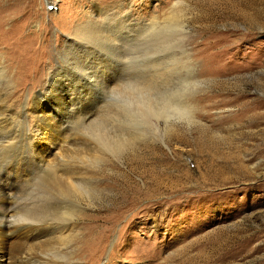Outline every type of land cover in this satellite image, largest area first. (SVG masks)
<instances>
[{
    "label": "rangeland",
    "instance_id": "1",
    "mask_svg": "<svg viewBox=\"0 0 264 264\" xmlns=\"http://www.w3.org/2000/svg\"><path fill=\"white\" fill-rule=\"evenodd\" d=\"M0 115L15 264H264V0H0Z\"/></svg>",
    "mask_w": 264,
    "mask_h": 264
},
{
    "label": "bare ground",
    "instance_id": "2",
    "mask_svg": "<svg viewBox=\"0 0 264 264\" xmlns=\"http://www.w3.org/2000/svg\"><path fill=\"white\" fill-rule=\"evenodd\" d=\"M100 12V10H97V15ZM88 17V16H87ZM97 19L94 17H88L86 19V22L84 24L89 25L93 22H96ZM84 27V26H82ZM80 27V28H82ZM80 28H77L75 30V33H77V31L81 30ZM86 29V28H85ZM81 32V31H80ZM151 81V80H149ZM154 81V80H152ZM136 82H142V81H136ZM146 82V81H145ZM140 87V86H139ZM142 88V86H141ZM135 89V88H134ZM144 90V89H143ZM134 91V90H133ZM138 92V91H137ZM135 90V94L137 93ZM143 93V92H142ZM140 94V93H139ZM144 95V94H143ZM151 96V95H150ZM149 97V96H148ZM150 98V97H149ZM151 99V98H150ZM141 100V99H140ZM140 104V103H139ZM150 104V103H149ZM141 105V104H140ZM143 106V105H142ZM144 108L147 109V107L144 106ZM149 108V107H148ZM137 110V109H136ZM33 114H37L39 118H43V122H46L50 117L48 114H45L43 112V110L38 106V102H34L33 104ZM141 113V112H140ZM141 115V114H140ZM0 117H4L1 116ZM58 122V121H57ZM56 122V120L53 119L52 124L51 125H43L45 128L47 127L50 131H53L54 129L58 128V123ZM6 127V126H5ZM44 127H40V133L39 135H41L46 142L50 145V144H54L55 139L60 135H58L55 137H52V135L50 134H45V129ZM48 133V132H47ZM6 134V133H5ZM38 134V133H37ZM31 137V135H30ZM13 139V138H12ZM8 137L7 141L2 143L0 142V144H4V147L8 146L10 143H12L9 140H12ZM14 141V139H13ZM31 142V140H30ZM99 143V142H98ZM104 143V142H103ZM53 146V145H52ZM102 147V146H101ZM6 149V148H5ZM45 162V159L43 157V159H41L39 162L42 163ZM43 165V164H42ZM14 170V169H13ZM2 172V171H1ZM13 171H6L5 173H3V176L0 177V264H15L16 262L20 263L21 260H24V257H19V253L15 252V253H10L9 251H7L5 248L8 244H15V243H19L21 245H27V243H31L32 241H36L38 240V234L40 233V231L42 230L41 227L36 226V224H34L33 221H29L27 219H23L22 222L19 225H14L15 221H13V217L15 216L13 214L12 211V206L10 201H8V199H11L10 197H12L13 195V190L16 189L14 188V182L9 179L8 177H10L11 175H14L15 178L17 177L16 173H12ZM20 172V171H19ZM21 175V174H20ZM23 175V174H22ZM21 175V176H22ZM13 177V176H12ZM19 178L21 179V177L19 176ZM67 181H69L71 186L72 184L75 187H79L80 184L83 182L81 179L77 178H71L68 179ZM19 182V181H18ZM84 183V182H83ZM68 185V183H67ZM73 187V186H72ZM83 190V189H82ZM150 191V189H149ZM150 196V195H149ZM15 212V211H14ZM70 214V213H69ZM34 217V216H33ZM12 221L14 222H11ZM35 221V220H34ZM110 221V220H109ZM37 222V221H36ZM106 223V222H105ZM65 226V225H64ZM44 227V226H43ZM45 229V227H44ZM45 231V230H44ZM48 235V234H47ZM46 236V235H45ZM37 238V239H36ZM40 240V239H39ZM29 247V246H28ZM27 249V248H26ZM33 253V252H32ZM26 256V255H25ZM28 258V257H27Z\"/></svg>",
    "mask_w": 264,
    "mask_h": 264
}]
</instances>
